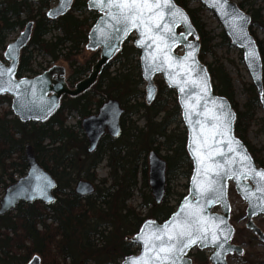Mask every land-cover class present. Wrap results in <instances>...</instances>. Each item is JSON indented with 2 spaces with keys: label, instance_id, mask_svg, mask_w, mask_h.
Here are the masks:
<instances>
[{
  "label": "trees",
  "instance_id": "trees-1",
  "mask_svg": "<svg viewBox=\"0 0 264 264\" xmlns=\"http://www.w3.org/2000/svg\"><path fill=\"white\" fill-rule=\"evenodd\" d=\"M86 1L73 0L66 14L50 20L45 12L51 0H0V50L5 49L9 33L23 29L29 21L33 24L31 38L21 50L17 78L39 73L32 68L35 51L49 57L50 62H66L67 81L71 86L88 74L99 52H93L84 62H79L76 56L86 44L88 30L98 13L87 10ZM174 2L185 9L197 30L198 59L207 67L213 91L225 96L235 111L233 133L245 144L255 164L264 167L261 149L255 148L247 138L259 107L256 89L250 81L242 83L246 98L241 104L237 102L232 79L214 53L213 48L221 42L231 45L228 37L222 30L220 43L212 44L215 36L201 19L204 7L198 4L190 8L187 0ZM244 3L245 0L238 3L243 10ZM246 12L251 16L249 31L261 57L264 92V40L259 39L253 29L256 25L264 34V17L253 7ZM52 31L59 33L46 38ZM126 43L127 40L110 62L117 64L114 71H109V63L89 90L75 97L63 96L59 107L47 120L22 122L10 107L0 111V186L5 189L15 181V175L21 177L26 173L24 149L27 145L56 181L55 200L51 204L20 201L13 210L0 214V264H26L35 254L40 256L41 264H120L126 256L138 252V246L130 237L141 224L146 219L165 220L185 195L177 193L174 204L165 199L169 192L168 175L180 170L188 188L192 172L186 152V131L171 127L181 122L175 91L157 76L156 95L146 104L145 91L141 88L144 82L140 75L139 50ZM109 99L118 100L124 109L119 133L113 137L103 136L97 149L89 152L80 122L77 129L67 125V113L74 110L83 118ZM5 101L10 105V97L1 95L0 104ZM131 114H140L144 125L132 122L126 126ZM103 140L106 143L101 150ZM152 150L166 164L165 194L158 204L148 184L146 158ZM104 157L107 176L94 184L91 194L79 196L74 191L77 179L83 175L94 183V170ZM136 190L140 192V207H148L146 212L128 203ZM194 260L196 263L203 260L200 252Z\"/></svg>",
  "mask_w": 264,
  "mask_h": 264
},
{
  "label": "water",
  "instance_id": "water-1",
  "mask_svg": "<svg viewBox=\"0 0 264 264\" xmlns=\"http://www.w3.org/2000/svg\"><path fill=\"white\" fill-rule=\"evenodd\" d=\"M72 2L73 0H58L55 6L46 11V16L50 20H56L70 10ZM198 2L214 13L230 43L241 50L250 82L256 89L259 104L264 112L262 63L256 41L249 32L250 15L233 0H198ZM171 3L182 11L186 22L180 17H176L173 21L170 10H162L165 20L159 32H153V35H158L162 39L152 43L151 39L141 36L140 29L132 28L125 32L124 26L116 25L108 15V8L101 9L96 0H87V9L96 11L99 16L87 33L85 48L90 51L99 50V56L92 64L88 75L72 87L67 83L65 67L59 64H54L33 77H16L21 50L32 34L33 24L27 22L18 36L6 45L2 54L3 60L0 59V95L6 94L11 97V110L20 121H45L57 110L63 96L75 97L89 90L96 83L105 66L120 51L122 44L134 34L136 37L133 46L139 50L140 75L145 83V102L151 103L156 95L154 78L157 75L161 76L168 88L175 91L180 119L186 130V152L191 160L192 172L188 181V192L176 209L161 222L146 219L138 231L130 237V241L138 245V253L126 256L120 264H127L129 258L140 257L143 254L144 244L137 239L139 236L163 229L166 224L171 226L173 223L183 222L186 214L192 211H199L209 227L218 225L216 235L219 240L216 244L200 242L192 244L180 256V264H195L187 255L193 248L200 250L212 248L213 251L209 255L210 264H227L228 254L235 252L240 255L243 252L240 245L230 242L234 228L229 222L231 210L227 196L229 182L233 183L236 193L246 202L245 227L264 242V233L253 221L254 216L264 214V199H262L264 191L258 190L257 179H254L251 173L247 176L240 175L239 180L233 175V173L239 175L244 169L238 163L231 165L225 163L226 160L234 157V153L228 151L229 140L234 139L239 142L242 149L238 150L247 153L251 158L252 167L256 170H264V167L255 164L245 144L233 133L235 111L225 96L216 94L212 89L208 70L198 59L200 41L197 30L185 9L177 5L174 0H171ZM112 11L116 10L112 9ZM165 23L172 28L171 34L164 32ZM142 39L144 43H138ZM179 49L181 53H178ZM251 54H254V58ZM153 56L156 57L155 60L152 59ZM181 88L184 89L183 92ZM123 111L118 100L109 99L100 105L97 114L86 116L81 120L80 125L88 141V151L96 147L105 131L112 136L119 133ZM221 124L226 129H230L227 135H218L214 141L209 139L207 146H204L205 136ZM231 146L235 147L234 144ZM209 150L211 157L201 163V157H208ZM24 154L28 169L25 175L6 187L0 200V214L13 210L20 201L51 204L55 200V178L37 161L30 145L25 147ZM146 160L148 184L151 195L158 204L165 194V160L153 150L148 153ZM216 165L222 168L204 174L206 168H215ZM225 172L227 175H224ZM208 181L213 182L211 190L202 192L201 187ZM260 186L264 187V182ZM93 190V184L87 180H79L74 186V191L82 197L91 194ZM217 207L219 211L214 210ZM26 264H41L40 256L33 255Z\"/></svg>",
  "mask_w": 264,
  "mask_h": 264
},
{
  "label": "rangeland",
  "instance_id": "rangeland-1",
  "mask_svg": "<svg viewBox=\"0 0 264 264\" xmlns=\"http://www.w3.org/2000/svg\"><path fill=\"white\" fill-rule=\"evenodd\" d=\"M235 3H240L244 0H233ZM188 7L195 8L200 4L198 0H187ZM57 3V0H51L50 7L54 6ZM258 9L259 15L264 17V0H245L244 3V10L250 8ZM249 13V12H248ZM201 19L205 24V28L210 31L215 37L212 44H219L220 38L219 34L222 31V26L218 21L217 17L210 11L204 8L201 12ZM255 33L259 39L264 40V34L261 29H259L256 25L253 27ZM21 30L18 29L14 32H11L7 35V42L13 41ZM58 31H52L51 33L46 35V38L51 37L53 34H58ZM135 35H131L127 39L126 45L133 44L135 39ZM215 50V55L219 59V61L223 64L225 70L228 72L232 79V86L234 89V96L237 102L240 104L244 102L246 95L242 87V83L250 81L247 69L243 63L242 53L240 49L236 48L233 45H226L222 43L213 48ZM3 51L0 50V55L2 56ZM178 53H181V50H178ZM93 54L92 51L85 49L82 47V50L76 56L79 62H84ZM210 57H208V61ZM47 56H43L36 51L33 53L32 58V68L35 70H41L43 68L52 65ZM56 64H62L66 68V74L68 75L69 69L67 63L64 61H57ZM109 66V71H114L117 68V64L113 63ZM157 76H155L156 78ZM154 78V80H155ZM141 88L144 89V83L141 85ZM144 99V97H143ZM9 104L7 101L2 102L0 104V111L4 109H8ZM97 108L91 110V113H96ZM140 114H131L127 117L126 126H129L132 122H134L138 126L144 125V120L139 116ZM66 124L69 126H73L77 129L78 122L81 120V116L74 110L69 111L66 116ZM171 127H176L178 131H183L184 126L183 123L180 121L175 122ZM247 138L250 143L255 146V148L261 149L262 160L264 163V112L259 105L255 112V119L253 120L251 126L248 129ZM103 144L101 145V150H104L106 140H103ZM162 155L165 154L164 151L160 152ZM180 170L173 171L172 174L168 175V188L169 192L166 196V200L170 204H174L178 198L177 193L186 194L187 188L185 184L187 179L182 177ZM96 175V180L93 184L99 183V179L105 178L108 174V167L106 165V157H104L97 165L96 169L94 170ZM15 179H18V176H14ZM85 179L83 175L78 180ZM86 180V179H85ZM76 181V182H77ZM75 185V184H74ZM4 190L2 186H0V199L4 194ZM144 191V190H143ZM227 195L231 206L229 222L234 228L233 235L231 237L230 242L233 244L240 245L243 248V252L240 255H237L235 252L228 254L226 256L227 264H264V242L261 241L251 230L245 227L246 216H245V209H246V202L236 193L234 189V185L232 182H229L227 188ZM129 204L135 206L137 209H141L142 212H146L148 207H140L141 197L140 192L136 190L132 198L128 201ZM215 211H219L218 207L214 209ZM254 223L261 229L264 233V214H260L253 217ZM212 248H206L198 250L196 248L191 250V259L195 264H210L209 255L212 253ZM200 252V255L203 257V260L197 262L194 260L196 258L197 253Z\"/></svg>",
  "mask_w": 264,
  "mask_h": 264
},
{
  "label": "snow or ice",
  "instance_id": "snow-or-ice-1",
  "mask_svg": "<svg viewBox=\"0 0 264 264\" xmlns=\"http://www.w3.org/2000/svg\"><path fill=\"white\" fill-rule=\"evenodd\" d=\"M96 3L101 9L108 8V15L111 16L116 25H123L125 32L132 28L140 29L141 36L151 39L152 43H156L157 40L162 39L158 35H153L154 31L159 32L162 22L165 20V14L162 10L169 9L173 21H175L176 17H180L186 22V17L182 11L175 8L171 0H96ZM112 9L116 11L113 12ZM240 19H243V17H240ZM163 30L169 34L172 32V28L166 23L163 24ZM174 39L175 37H173ZM138 43L143 44L144 40L142 39ZM165 47H168V45H165ZM251 56L254 58V54H251ZM152 59L155 60L156 57L153 56ZM183 91L184 89L181 88V92ZM213 118L220 119L219 117ZM228 131L230 129H226L222 124L217 125L205 136L204 146H207L209 139L214 141L216 136H225ZM233 144L235 147L231 146ZM229 145L228 151L234 153V157L233 159L226 160L225 163L227 165L238 163L244 169L239 175L236 173H233V175H236V178L239 180L240 175L247 176L251 173L253 178L257 179L258 190L264 191V187L260 186L264 182V170H256L251 166V158L247 153L238 150L242 149L238 141L234 139L229 140ZM218 154L223 155L222 153ZM210 157L211 151L209 150V156L201 157L200 162L203 163L204 160ZM220 168H222L220 165H216L215 168H206L204 174L207 175L209 171ZM224 175H227V172ZM212 183V181H208L207 184L201 187V191L206 192L211 190ZM221 222L223 223V221ZM217 228L218 225L209 227L208 222L200 216L199 211L188 212L183 222L173 223L171 226L166 224L163 229L139 236L137 239L143 242L144 252L140 257L129 258L127 264H180V256L192 244L197 242L216 244L219 240V237L216 235Z\"/></svg>",
  "mask_w": 264,
  "mask_h": 264
},
{
  "label": "flooded vegetation",
  "instance_id": "flooded-vegetation-1",
  "mask_svg": "<svg viewBox=\"0 0 264 264\" xmlns=\"http://www.w3.org/2000/svg\"><path fill=\"white\" fill-rule=\"evenodd\" d=\"M98 108H99V107H98ZM98 108H97V109H98ZM120 121H121V119H120ZM105 135H108V136H110V137H113L108 131H105V132L103 133V135L100 137V139H99V141H98L96 147H95L92 151H94V150L97 149V147H98V145H99V143H100V141H101V138H102L103 136H105ZM92 151H89V152H92Z\"/></svg>",
  "mask_w": 264,
  "mask_h": 264
}]
</instances>
